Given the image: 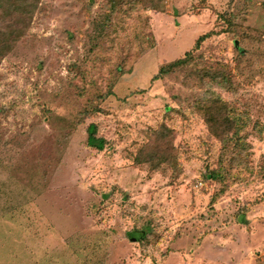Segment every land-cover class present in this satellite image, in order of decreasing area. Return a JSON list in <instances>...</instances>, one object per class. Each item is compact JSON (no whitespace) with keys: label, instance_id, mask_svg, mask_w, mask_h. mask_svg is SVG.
<instances>
[{"label":"rangeland","instance_id":"obj_1","mask_svg":"<svg viewBox=\"0 0 264 264\" xmlns=\"http://www.w3.org/2000/svg\"><path fill=\"white\" fill-rule=\"evenodd\" d=\"M110 2L39 0L0 43V264H264V0ZM161 127L176 167L136 163Z\"/></svg>","mask_w":264,"mask_h":264},{"label":"trees","instance_id":"obj_2","mask_svg":"<svg viewBox=\"0 0 264 264\" xmlns=\"http://www.w3.org/2000/svg\"><path fill=\"white\" fill-rule=\"evenodd\" d=\"M110 1L111 2L107 7L112 13L117 8L118 2L120 0ZM38 2L39 0H0V12L2 11L1 15L3 21H6L2 27L5 29V31L0 33V43H2V45H6L13 36L22 37L24 34H26ZM204 39L205 36L198 39V41L194 45L195 50L198 49L200 43ZM9 47L11 50L12 46L8 45L5 50H9ZM4 55L5 53L1 54V58ZM187 56L188 54H186L183 59L177 60L176 62L161 68L158 74L152 78V82L163 79V77L170 74L173 70H177L180 66L183 67L188 61ZM211 77L213 81L219 79L218 75H214ZM199 107V111L203 115V120L207 125L208 131L212 133L215 138L222 139L227 144H230L234 140H237V136L239 137V132L241 131V129H235L236 118L231 116V114L227 112V107L224 104H220L218 101H213L212 99L206 98ZM86 132L88 148L94 149L97 152H102L106 145V141L103 138L97 137L96 125H89ZM229 134H233V137H228ZM173 137L174 135L172 133V130L165 127L157 129L149 140L150 144L145 145V147L139 152V160L136 163H147L148 166H152L151 168L153 169H159L160 165L176 167L175 155L172 154L169 156V152H164L165 148L166 150L170 148ZM236 143L238 142L235 141V143H233V146H239V144ZM151 151L157 153L159 157V160L155 163H150L152 155L148 156V154L151 153ZM166 157L170 158L171 160H166ZM210 177H212V179L218 178V176L216 175H210Z\"/></svg>","mask_w":264,"mask_h":264}]
</instances>
